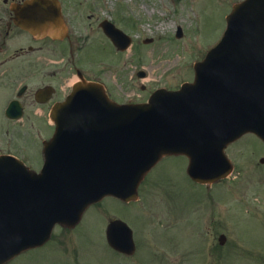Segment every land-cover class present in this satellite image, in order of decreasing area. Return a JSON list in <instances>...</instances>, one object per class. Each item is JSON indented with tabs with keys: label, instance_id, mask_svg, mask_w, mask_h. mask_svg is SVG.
<instances>
[{
	"label": "rangeland",
	"instance_id": "1",
	"mask_svg": "<svg viewBox=\"0 0 264 264\" xmlns=\"http://www.w3.org/2000/svg\"><path fill=\"white\" fill-rule=\"evenodd\" d=\"M240 1L62 0L74 48L79 52L76 61L87 75L104 82L118 101L133 93L143 100L156 87L177 88L184 79L192 81L190 66L219 42L227 15ZM105 17L134 35L126 52L118 51L99 31L98 24ZM178 26L184 30L180 40L175 38ZM146 37L153 42L144 44ZM62 47L68 49V42ZM68 52L60 61L59 56L51 59L64 63L71 48ZM140 66L153 77L130 80L134 70L137 75L143 71ZM32 70L25 66L16 72L32 76ZM73 72L75 69L60 68L61 83ZM0 91L7 95L11 89ZM2 101L0 98V104ZM30 118L31 113L21 124L8 126L0 119L3 151L19 152V147L32 141L29 138L38 139L37 125L33 126ZM35 151L29 152V163L38 166ZM228 155L237 164L236 172L210 191L187 179L186 159H165L146 178L139 204L125 207L109 198L103 208L87 214L80 231L65 234L56 229L45 249L48 251L30 250L11 264H264V165L259 163L264 148L248 135L230 146ZM109 213L123 217L135 230V258L123 259L105 243ZM220 234L228 237L223 247L218 244Z\"/></svg>",
	"mask_w": 264,
	"mask_h": 264
},
{
	"label": "water",
	"instance_id": "2",
	"mask_svg": "<svg viewBox=\"0 0 264 264\" xmlns=\"http://www.w3.org/2000/svg\"><path fill=\"white\" fill-rule=\"evenodd\" d=\"M234 9L224 40L197 67L195 84L126 106L99 85L80 84L52 112L64 154L49 159L46 149L39 174L0 157V264L44 244L56 223L74 226L106 195L136 199L139 184L165 155H188L193 179L211 184L232 171L224 151L230 143L250 132L264 140V0ZM14 10L15 22L35 35L66 34L58 0H28ZM75 142L98 153L73 157Z\"/></svg>",
	"mask_w": 264,
	"mask_h": 264
},
{
	"label": "flooded vegetation",
	"instance_id": "3",
	"mask_svg": "<svg viewBox=\"0 0 264 264\" xmlns=\"http://www.w3.org/2000/svg\"><path fill=\"white\" fill-rule=\"evenodd\" d=\"M25 1L0 0V88L2 90L7 87L11 89L9 94L0 95V98H3L0 104V119L4 121L5 126L12 123L21 124L25 119H28L31 113L32 119L29 120H32L33 126L37 125L36 131L38 132V139L29 138L32 141H27L19 147V152L3 151L0 148V154H10L22 158L32 155L29 152H32L33 149H36V156L42 154L45 141L52 137L54 126L49 118V113L54 105L66 98L73 77L71 74L64 84L61 83L60 68L72 69L74 66L71 60L67 64L61 65L51 59L53 56H60L59 50H64L62 43L65 41L68 42V46L72 50L73 38L71 34L70 38L62 41L50 37L37 38L15 24L11 4H22ZM44 51L51 55L44 54ZM25 66L33 69L32 76L16 72L17 68ZM83 76L88 79L85 74ZM15 100L20 102L23 108V117L19 120L10 119L6 115L8 106ZM13 114L16 115V111H13ZM22 154L23 156H21ZM112 218L114 217H108L107 225L116 220Z\"/></svg>",
	"mask_w": 264,
	"mask_h": 264
},
{
	"label": "bare ground",
	"instance_id": "4",
	"mask_svg": "<svg viewBox=\"0 0 264 264\" xmlns=\"http://www.w3.org/2000/svg\"><path fill=\"white\" fill-rule=\"evenodd\" d=\"M152 77H153V75L151 74L148 79H151ZM77 79H78L77 76H74L73 81H75Z\"/></svg>",
	"mask_w": 264,
	"mask_h": 264
}]
</instances>
